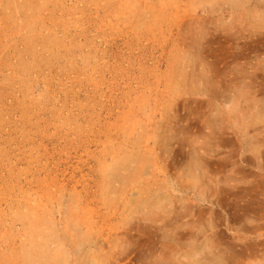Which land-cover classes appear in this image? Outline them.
<instances>
[{
    "label": "rangeland",
    "instance_id": "1",
    "mask_svg": "<svg viewBox=\"0 0 264 264\" xmlns=\"http://www.w3.org/2000/svg\"><path fill=\"white\" fill-rule=\"evenodd\" d=\"M0 264H264V0H0Z\"/></svg>",
    "mask_w": 264,
    "mask_h": 264
},
{
    "label": "crops",
    "instance_id": "2",
    "mask_svg": "<svg viewBox=\"0 0 264 264\" xmlns=\"http://www.w3.org/2000/svg\"><path fill=\"white\" fill-rule=\"evenodd\" d=\"M218 131H221V128H220V129H218ZM214 133H215V135L217 134L216 132H211V134H209V135H208V137H206V138L210 139V138H211V136H212V134H214Z\"/></svg>",
    "mask_w": 264,
    "mask_h": 264
},
{
    "label": "bare ground",
    "instance_id": "3",
    "mask_svg": "<svg viewBox=\"0 0 264 264\" xmlns=\"http://www.w3.org/2000/svg\"><path fill=\"white\" fill-rule=\"evenodd\" d=\"M170 238H171V239H174V237H173V236H170Z\"/></svg>",
    "mask_w": 264,
    "mask_h": 264
}]
</instances>
